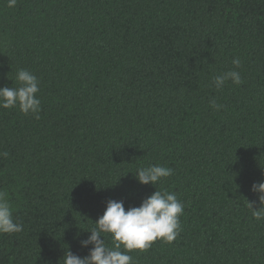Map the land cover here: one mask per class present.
I'll use <instances>...</instances> for the list:
<instances>
[{
	"label": "trees",
	"instance_id": "16d2710c",
	"mask_svg": "<svg viewBox=\"0 0 264 264\" xmlns=\"http://www.w3.org/2000/svg\"><path fill=\"white\" fill-rule=\"evenodd\" d=\"M19 69L41 112L0 108V189L23 224L0 234V264L84 257L107 201L127 210L156 189L184 204L182 230L135 264H264L246 205L264 180V0H0V87ZM233 69L241 85L212 86ZM154 164L173 174L140 184Z\"/></svg>",
	"mask_w": 264,
	"mask_h": 264
},
{
	"label": "clouds",
	"instance_id": "9594fccd",
	"mask_svg": "<svg viewBox=\"0 0 264 264\" xmlns=\"http://www.w3.org/2000/svg\"><path fill=\"white\" fill-rule=\"evenodd\" d=\"M17 0H7V7L14 8ZM234 69L241 65L239 58H233ZM228 70L212 78L211 84L217 90L222 89L229 81L239 86L243 83L241 74L236 70ZM16 87H0V108H18L24 115L40 119L41 100L37 96L40 83L36 75L27 69H19L15 76ZM210 107L219 111L223 108L215 99ZM7 151L0 152V157L7 158ZM173 169L159 164L140 167L135 174L142 185H157L164 178L170 177ZM250 191L257 197L256 201H246L252 217L257 221L264 220V180L254 182ZM259 202L260 207L254 209ZM184 204L174 192L155 190L143 199L138 207L125 210L123 201L109 200L106 209L87 232L90 235L80 240V246L91 245L88 255L80 257L67 251L63 256V264H135L129 254L135 250L146 251L157 240L165 243L173 242L181 232L180 216L184 212ZM14 206L8 192L0 189V234H13L23 231L22 222L13 217ZM110 237V242L105 236Z\"/></svg>",
	"mask_w": 264,
	"mask_h": 264
}]
</instances>
